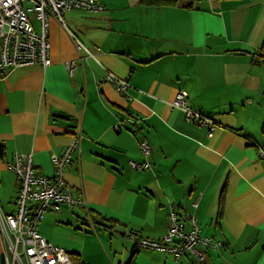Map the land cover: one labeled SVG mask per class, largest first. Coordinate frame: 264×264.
<instances>
[{"label":"crops","instance_id":"obj_1","mask_svg":"<svg viewBox=\"0 0 264 264\" xmlns=\"http://www.w3.org/2000/svg\"><path fill=\"white\" fill-rule=\"evenodd\" d=\"M100 3V13H65L71 29L51 20V67L0 79V216L17 210L7 163L32 153L37 174L53 177L51 157L81 131V153L65 177L86 206L49 212L39 225L76 264H264V0ZM107 72L129 81L130 98ZM180 91L213 121L212 132L170 106ZM130 162L151 168L134 171ZM171 212L184 222L196 216L202 237L222 243L205 263L190 255L176 262L128 239L160 240Z\"/></svg>","mask_w":264,"mask_h":264},{"label":"built area","instance_id":"obj_2","mask_svg":"<svg viewBox=\"0 0 264 264\" xmlns=\"http://www.w3.org/2000/svg\"><path fill=\"white\" fill-rule=\"evenodd\" d=\"M71 11L100 13L104 11L100 0H0V79L13 70L26 66H40L43 70L52 66L50 26L56 20L66 30L64 14ZM29 15L38 21V31L34 28ZM78 50L82 44L74 37ZM71 74L76 64H68ZM106 79L122 98H130L132 89L128 80L120 79L107 72ZM188 94L180 91L170 103L173 109L181 110L186 120L194 125H206L214 130L212 120L188 105ZM126 121L115 126L120 129ZM84 134L80 131L74 136V142L60 155H53L51 163L55 169L53 177L37 174L34 155L17 154L6 167L12 171L18 181L17 210L14 214L0 216V236L4 246L5 264H75L72 256L63 248L45 239L39 232V225L49 212L60 213L64 208L73 209L86 206L82 198H77L68 184L65 174L72 164L75 154H80ZM255 144V142H252ZM258 147V146H257ZM143 155L148 158L152 148L146 140L140 142ZM259 157L264 160V150L258 147ZM134 171H148L151 166L130 162ZM193 207L198 208L199 200ZM170 227L158 241L141 239L134 236L128 239L140 249L172 253L176 262L181 257L190 255L205 263L208 250H218L222 243L211 238H203L197 217L188 222L180 219L176 212H171Z\"/></svg>","mask_w":264,"mask_h":264},{"label":"trees","instance_id":"obj_3","mask_svg":"<svg viewBox=\"0 0 264 264\" xmlns=\"http://www.w3.org/2000/svg\"><path fill=\"white\" fill-rule=\"evenodd\" d=\"M178 2H179V0H141L142 4H144L145 6H149V7L175 6V5L178 4ZM259 58L264 63V44H263L262 48L259 51ZM262 135H263V138H264V123H263V126H262Z\"/></svg>","mask_w":264,"mask_h":264},{"label":"rangeland","instance_id":"obj_4","mask_svg":"<svg viewBox=\"0 0 264 264\" xmlns=\"http://www.w3.org/2000/svg\"><path fill=\"white\" fill-rule=\"evenodd\" d=\"M71 12H76V11H71ZM69 15L71 16V14H69ZM69 15L67 16V15L64 14V20L66 22V26L69 27V29H71L70 26H69V24H67V22L69 21ZM74 17H75V13H72V18H74ZM29 18H30L31 22L34 25V28L38 31V29H39L38 21L33 17V15H29ZM16 199H17V194H16ZM76 208H78V207H76ZM67 209H69V208H67Z\"/></svg>","mask_w":264,"mask_h":264}]
</instances>
